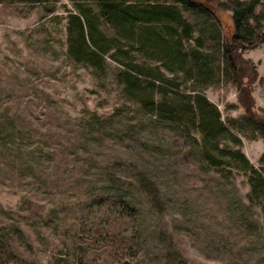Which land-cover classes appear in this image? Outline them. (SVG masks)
Here are the masks:
<instances>
[{"label": "rangeland", "instance_id": "374dc122", "mask_svg": "<svg viewBox=\"0 0 264 264\" xmlns=\"http://www.w3.org/2000/svg\"><path fill=\"white\" fill-rule=\"evenodd\" d=\"M205 1L214 5L212 22L230 35L231 10L222 0ZM73 8L71 0L0 3V226L19 227L16 243H32V251L20 247L16 264H49L53 254L74 257L72 244L78 239L84 249L94 231L91 219L98 218L86 213L88 189L124 187L140 202L145 236V251L127 256L133 264H259L261 208L247 200L246 175L232 170L228 179L194 176V158L185 164L182 137L124 95L116 75L121 63L106 57V72L99 74L74 61L67 52L66 17ZM244 56L257 67L251 87L254 109L262 115L264 42ZM204 92L225 120L244 111L231 80L208 84ZM23 126L34 134L20 144L13 131ZM238 134L243 151L260 165L264 138ZM47 151L50 158L43 155ZM144 172L158 181L164 209L148 206L133 184ZM241 212L252 227L244 241L237 229ZM249 240L253 252L247 253ZM119 256L123 262L122 251Z\"/></svg>", "mask_w": 264, "mask_h": 264}, {"label": "trees", "instance_id": "16d2710c", "mask_svg": "<svg viewBox=\"0 0 264 264\" xmlns=\"http://www.w3.org/2000/svg\"><path fill=\"white\" fill-rule=\"evenodd\" d=\"M49 1L52 0H0V3ZM71 1L74 8L68 9L66 15L68 55L76 62L92 66L99 74L106 72V57L121 63L116 75L123 84L124 95L138 104L141 111L182 137L185 164L189 166V157L194 158V176L207 173L209 177L228 179L232 170L243 172L249 184L247 200L261 208L264 237V150L260 165H255L243 151L238 134L245 132L251 138H264V114L254 109L251 87L258 71L250 58L244 56L264 42V0L220 2L232 12L230 35L223 33L220 24L212 22L216 19L214 5L205 0ZM224 78L236 84L238 102L244 109L227 120L204 92L208 84ZM184 80L190 81L189 84ZM6 119L13 121L14 117ZM26 127L13 131L19 135L20 144L25 137H33L34 132ZM48 153L43 155L50 158ZM63 163L66 172L68 165ZM114 177L110 179L116 182ZM133 184L148 206L165 208L164 195L154 175L144 172ZM93 189L86 192L84 205L86 213H98V218L91 219L94 231L89 232L84 249L77 239L71 246L74 257L53 254L49 264H133L127 256L145 251L141 206L130 189ZM238 223L242 241L250 235L252 227L242 212ZM11 227L0 226V264L18 263L23 257L20 247L25 252L32 251L31 242L16 243L23 230ZM250 244L249 240L244 250L247 253L253 252ZM79 250L84 254L80 256ZM258 260L264 264V253Z\"/></svg>", "mask_w": 264, "mask_h": 264}]
</instances>
